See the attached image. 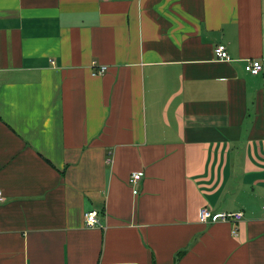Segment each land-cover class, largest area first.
I'll list each match as a JSON object with an SVG mask.
<instances>
[{
  "label": "crops",
  "instance_id": "0c3cea01",
  "mask_svg": "<svg viewBox=\"0 0 264 264\" xmlns=\"http://www.w3.org/2000/svg\"><path fill=\"white\" fill-rule=\"evenodd\" d=\"M263 58L264 0H0V264H264Z\"/></svg>",
  "mask_w": 264,
  "mask_h": 264
},
{
  "label": "built area",
  "instance_id": "2783aa9c",
  "mask_svg": "<svg viewBox=\"0 0 264 264\" xmlns=\"http://www.w3.org/2000/svg\"><path fill=\"white\" fill-rule=\"evenodd\" d=\"M216 59L219 61L232 62V58L229 55L228 49L225 45L219 44L215 49ZM106 67H102L99 73H105ZM245 70L252 75H260L264 72V58L263 59H252L246 61ZM142 175L137 173L132 176L130 180L133 186L134 195L139 194L138 183L141 181ZM5 197L0 191V202H3ZM245 214L243 212H233V213H215L210 208H202L199 212V222L201 224L210 225L216 223H229L234 225L233 235L238 236L237 225L243 221ZM85 224L89 228H95L101 226L100 214L97 211H89L85 215Z\"/></svg>",
  "mask_w": 264,
  "mask_h": 264
}]
</instances>
